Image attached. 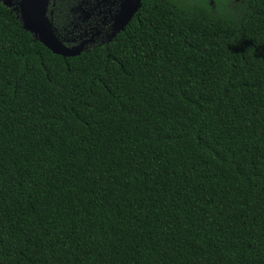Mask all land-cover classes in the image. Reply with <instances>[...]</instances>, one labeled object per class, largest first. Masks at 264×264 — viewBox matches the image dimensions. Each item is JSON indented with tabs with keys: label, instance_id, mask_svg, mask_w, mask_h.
<instances>
[{
	"label": "trees",
	"instance_id": "obj_1",
	"mask_svg": "<svg viewBox=\"0 0 264 264\" xmlns=\"http://www.w3.org/2000/svg\"><path fill=\"white\" fill-rule=\"evenodd\" d=\"M222 2L64 57L0 1V264H264V0Z\"/></svg>",
	"mask_w": 264,
	"mask_h": 264
},
{
	"label": "flooded vegetation",
	"instance_id": "obj_2",
	"mask_svg": "<svg viewBox=\"0 0 264 264\" xmlns=\"http://www.w3.org/2000/svg\"><path fill=\"white\" fill-rule=\"evenodd\" d=\"M0 1L4 4V0ZM6 1L10 2L6 6L20 18L18 7L21 0ZM123 2L124 0H50L48 15L57 34L67 45L74 46L89 40L85 46L87 49L108 43L114 37L111 35L114 20ZM210 2L213 4L215 0Z\"/></svg>",
	"mask_w": 264,
	"mask_h": 264
},
{
	"label": "water",
	"instance_id": "obj_3",
	"mask_svg": "<svg viewBox=\"0 0 264 264\" xmlns=\"http://www.w3.org/2000/svg\"><path fill=\"white\" fill-rule=\"evenodd\" d=\"M49 1L21 0L19 2L18 9L24 28L33 33L40 42L55 54H60L64 57L79 55L85 49L89 40L74 46L67 45L57 34L53 21L48 15ZM4 4L10 5V2L4 0ZM141 4L142 0H124L118 15L115 17L112 36L125 29L141 7Z\"/></svg>",
	"mask_w": 264,
	"mask_h": 264
},
{
	"label": "rangeland",
	"instance_id": "obj_4",
	"mask_svg": "<svg viewBox=\"0 0 264 264\" xmlns=\"http://www.w3.org/2000/svg\"><path fill=\"white\" fill-rule=\"evenodd\" d=\"M209 1H210V0H209ZM210 3H211V2H210ZM222 4H223V7H224V8H230V9H233V6H234L233 3L225 4V2H222ZM211 5H213L214 7L216 6L215 3H213V4H211Z\"/></svg>",
	"mask_w": 264,
	"mask_h": 264
}]
</instances>
